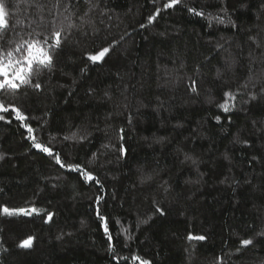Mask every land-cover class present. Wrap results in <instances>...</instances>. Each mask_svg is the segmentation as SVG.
I'll return each instance as SVG.
<instances>
[{
  "label": "trees",
  "instance_id": "trees-1",
  "mask_svg": "<svg viewBox=\"0 0 264 264\" xmlns=\"http://www.w3.org/2000/svg\"><path fill=\"white\" fill-rule=\"evenodd\" d=\"M166 2L0 0L8 40L64 25L54 66L33 78L41 88L0 90V100L21 108L38 142L103 185L60 167L0 113V206L41 210L0 211V264H117L114 256L139 264L133 255L151 264H264V0H182L165 10ZM109 45L102 62L87 60ZM225 91L236 95L229 112L218 107ZM28 237L32 246L19 247Z\"/></svg>",
  "mask_w": 264,
  "mask_h": 264
},
{
  "label": "snow or ice",
  "instance_id": "snow-or-ice-1",
  "mask_svg": "<svg viewBox=\"0 0 264 264\" xmlns=\"http://www.w3.org/2000/svg\"><path fill=\"white\" fill-rule=\"evenodd\" d=\"M153 2L155 3V0H153ZM181 2L182 0H167V2L163 4V9L166 10L169 8H174L175 6L181 4ZM30 7H37V5H30ZM187 10L194 15H205L203 11H198L196 8H188ZM160 12L161 8H156L155 12L148 17V23L151 24L160 14ZM213 19H217L218 23L225 22L223 16L219 18L213 17ZM29 27H31V25H29ZM67 27L72 28L74 27V25L69 23ZM140 27L143 28L145 27V25L141 24ZM63 29V24H61V27L59 29H53L50 34H44L33 29L29 32L27 38L20 37L18 40H8L6 38L8 21L6 19L5 5L3 3H0V30H4L3 32H0V90H8L15 93L16 90L21 89V87L25 85H31L35 89L39 90L41 88V85L40 83L33 84V78L37 76L41 71L50 70L54 66L52 53L61 48L63 42ZM4 45L8 46L5 47ZM112 47L113 45H109L108 47H102L94 50L91 53H87V60L93 64L102 62L110 53ZM217 47L220 48L222 47V45H217ZM85 70L86 69H81V71ZM191 90L193 92L197 91L196 81L194 80L191 82ZM224 96L225 100L222 103L218 104V107L224 112H229L230 108L234 107V104H230V101H234L236 99V95L232 91H225ZM253 98H255L254 95ZM0 113H11L15 120L21 122V126L27 130V139L32 142V147L43 153H46L49 157L54 158L55 162L60 165V167L67 168L70 171L78 172L85 182L95 181V183L100 185V188L103 189V185L101 184L100 180L96 176H94L92 172L87 171L80 164H65L62 161L59 152H54L51 147L38 142L37 137L33 134L35 132V129L29 123H27L29 117L15 103L6 104L5 101L0 100ZM4 119L5 115H0V120ZM215 119L219 121L220 117L217 116L215 117ZM8 122L11 123V120H9ZM120 132V139L122 140L123 129H121ZM64 139L67 140L69 139V137H65ZM79 139L84 140L87 139V137L80 136ZM243 143H247V141H243ZM119 151L121 153H124L126 151L123 145H121ZM2 158L3 157L0 156V159ZM185 159L191 158L186 156ZM193 162L195 163V161ZM147 179H151V177H147ZM95 199L97 206H99V203L103 199V197L97 196ZM0 211L9 216H31L34 214L39 215L41 210L37 209L36 207L9 208L7 206H0ZM96 211L98 219L102 222L101 226L103 228V232L109 242V249L112 250L113 235L109 230V220L107 217L101 215L99 207H97ZM156 211L163 214L162 209L157 208ZM52 217L53 213H47V221H51ZM116 223H119V221H116ZM188 239L190 241H203L206 239V237L203 235H193L192 233H189ZM32 242L33 237H28L20 242L19 247L30 248L32 246ZM252 244L253 240L250 238L242 239L240 241V245L242 247ZM237 251H239V249H237ZM113 259L117 260V264H119V258L114 256ZM124 259L127 260L128 258L125 257ZM132 260L138 261L139 264H151V261L144 259L138 255H133Z\"/></svg>",
  "mask_w": 264,
  "mask_h": 264
}]
</instances>
